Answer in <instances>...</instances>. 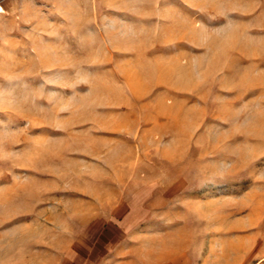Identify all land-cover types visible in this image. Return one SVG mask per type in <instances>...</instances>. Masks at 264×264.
I'll list each match as a JSON object with an SVG mask.
<instances>
[{
    "label": "rangeland",
    "instance_id": "obj_1",
    "mask_svg": "<svg viewBox=\"0 0 264 264\" xmlns=\"http://www.w3.org/2000/svg\"><path fill=\"white\" fill-rule=\"evenodd\" d=\"M254 1L1 6L0 264H264V106L232 135L222 71Z\"/></svg>",
    "mask_w": 264,
    "mask_h": 264
},
{
    "label": "crops",
    "instance_id": "obj_2",
    "mask_svg": "<svg viewBox=\"0 0 264 264\" xmlns=\"http://www.w3.org/2000/svg\"><path fill=\"white\" fill-rule=\"evenodd\" d=\"M18 1L21 0H0V12L3 11L1 6L10 8L14 4L16 5ZM29 1H33L35 4L36 0ZM253 7L255 9L253 14L250 15L247 30L240 32V38L242 39L238 42L236 53L228 58L230 65L222 67L223 73L228 71L231 75L229 78L233 86H230L234 88L232 92L236 96L231 98V103L243 102L246 109L252 110L250 122L247 126L248 130H242L239 124L241 114L234 118V120H238V130L232 131L231 134L239 136L257 133V129L261 127L260 123L262 122L260 111L264 106V0H255ZM223 63H226V61L224 60ZM88 227L85 228L86 231L92 229L101 231L102 229L101 224L93 226L95 228ZM76 241L70 238L66 241V245L62 250L66 253L61 264H92L91 257L94 253L92 247L97 246L95 241L89 237L76 239ZM79 247L83 249H77Z\"/></svg>",
    "mask_w": 264,
    "mask_h": 264
},
{
    "label": "bare ground",
    "instance_id": "obj_3",
    "mask_svg": "<svg viewBox=\"0 0 264 264\" xmlns=\"http://www.w3.org/2000/svg\"><path fill=\"white\" fill-rule=\"evenodd\" d=\"M0 10H1V8H0Z\"/></svg>",
    "mask_w": 264,
    "mask_h": 264
}]
</instances>
